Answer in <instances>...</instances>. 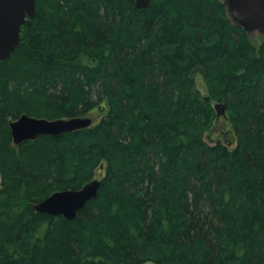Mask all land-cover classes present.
<instances>
[{
    "label": "trees",
    "instance_id": "obj_1",
    "mask_svg": "<svg viewBox=\"0 0 264 264\" xmlns=\"http://www.w3.org/2000/svg\"><path fill=\"white\" fill-rule=\"evenodd\" d=\"M36 3L0 61V264H264V37L223 0ZM24 113L92 124L16 144ZM93 179L75 218L34 207Z\"/></svg>",
    "mask_w": 264,
    "mask_h": 264
},
{
    "label": "water",
    "instance_id": "obj_2",
    "mask_svg": "<svg viewBox=\"0 0 264 264\" xmlns=\"http://www.w3.org/2000/svg\"><path fill=\"white\" fill-rule=\"evenodd\" d=\"M151 0H136L138 7H145ZM230 20L242 27L249 36L264 37V0H223ZM37 11L36 0H0V61L10 58L21 41L24 24L30 23ZM220 108V105H218ZM221 109V108H220ZM220 115L221 112L218 111ZM92 124V118L75 116L49 119L22 114L10 122L16 144L36 139L42 134L60 135ZM100 180L93 179L80 189H65L53 192L49 197L34 204L39 212L75 218L99 190Z\"/></svg>",
    "mask_w": 264,
    "mask_h": 264
},
{
    "label": "rangeland",
    "instance_id": "obj_3",
    "mask_svg": "<svg viewBox=\"0 0 264 264\" xmlns=\"http://www.w3.org/2000/svg\"><path fill=\"white\" fill-rule=\"evenodd\" d=\"M252 42L256 45H259L260 42H262L263 37L260 35H253ZM197 87L202 90L199 91L200 95L204 98H206V103H210L213 107V110L215 112V119L212 120L207 132L206 136L209 141H214L218 139H222L223 141H228V136L226 132H228V129L230 128V120H229V114H228V106L224 101H217L215 99H212L210 94L207 93V83L206 79L202 73V71H197L194 75ZM218 105H220V108H218ZM218 111L221 112V114H218ZM0 186H1V179H0ZM1 201V197H0ZM143 264H157L153 261H148Z\"/></svg>",
    "mask_w": 264,
    "mask_h": 264
},
{
    "label": "bare ground",
    "instance_id": "obj_4",
    "mask_svg": "<svg viewBox=\"0 0 264 264\" xmlns=\"http://www.w3.org/2000/svg\"><path fill=\"white\" fill-rule=\"evenodd\" d=\"M42 118H45V117H42ZM17 119H18V118H17ZM13 120H16V119H13ZM11 121H12V120H11ZM10 127H11V126H10ZM11 133H12V131H11ZM71 189H72V188H71ZM49 196H50V195H49ZM49 196H48V197H49ZM45 199H46V198H45Z\"/></svg>",
    "mask_w": 264,
    "mask_h": 264
}]
</instances>
